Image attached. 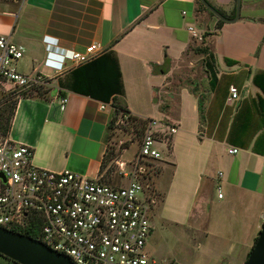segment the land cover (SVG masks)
Here are the masks:
<instances>
[{
  "label": "crops",
  "instance_id": "1",
  "mask_svg": "<svg viewBox=\"0 0 264 264\" xmlns=\"http://www.w3.org/2000/svg\"><path fill=\"white\" fill-rule=\"evenodd\" d=\"M208 1L233 19L236 0ZM217 25L199 0H0V36L26 51L19 72L49 73L46 37L79 53L99 45L119 62L130 114L177 126L155 179L164 201L153 212L150 254H164L155 240L157 215L185 237L180 247L193 244L206 254L201 264H245L264 227V94L254 84L264 72V0H243L239 22ZM203 28L214 32L211 44ZM205 48L217 64L211 73L202 55L208 81L197 92L196 80L188 84L196 65L191 55ZM72 72L50 81L49 100L19 101L10 137L34 149L40 168L95 179L114 109L83 94ZM232 86L239 101L231 99ZM233 147L238 155L229 154ZM162 260L188 264L175 256Z\"/></svg>",
  "mask_w": 264,
  "mask_h": 264
},
{
  "label": "built area",
  "instance_id": "2",
  "mask_svg": "<svg viewBox=\"0 0 264 264\" xmlns=\"http://www.w3.org/2000/svg\"><path fill=\"white\" fill-rule=\"evenodd\" d=\"M190 32L195 39H203L193 28ZM44 43V66L49 73L24 75L17 67L25 57L24 47L0 36V90L49 85L57 75L74 71L103 53L99 45L79 53L63 49L56 38L46 37ZM230 96L233 101L241 99L235 86L230 87ZM61 102L65 108L68 100ZM122 118L134 126L141 125L134 118L146 119L125 113ZM146 120L134 169L129 172L128 163L117 161L120 176L127 181L121 186L106 183L102 174L91 179L69 170L40 168L35 164L32 147L0 133V228L26 237L32 234L35 238L31 239L74 264H179L158 260L148 251L159 199L147 177L148 167L155 169L154 165L164 160L178 128ZM239 153L238 148L229 149L230 155ZM219 198H223L221 190Z\"/></svg>",
  "mask_w": 264,
  "mask_h": 264
},
{
  "label": "rangeland",
  "instance_id": "3",
  "mask_svg": "<svg viewBox=\"0 0 264 264\" xmlns=\"http://www.w3.org/2000/svg\"><path fill=\"white\" fill-rule=\"evenodd\" d=\"M6 3H12L16 0H1ZM20 1V0H19ZM203 10V9H202ZM204 32V38L206 40H209L208 42L211 44L212 35H214L213 31H210V29L203 28ZM206 42V41H205ZM204 46L200 45L198 48H203ZM201 50V49H198ZM192 59H195L196 65L191 70L192 72H189V82H194L196 80L197 85L195 88L197 89V92H201L204 90L206 83L208 81L207 75L208 72L205 70V67L203 65V56L202 51L201 52H194L191 55ZM10 88V87H8ZM27 90H36L34 91V95L39 97L41 100L46 101L50 99L49 92L51 90V87L49 85H38L33 86ZM38 90H42L41 92L46 93V95H42V93H39ZM14 92H17V90L11 89H5L2 88L0 90V107H5V105L8 107L12 105L16 97L12 95ZM156 100V99H153ZM152 100V101H153ZM7 103V104H6ZM151 105V104H150ZM122 118V112L118 116H114L112 120V126L108 133V149H107V155H106V172H109L108 175V183H114L116 186L126 185L125 178H122L120 176L121 168H119V165L117 164L118 160H121L125 163H128L127 170L130 172L132 171L133 165L135 163V155L139 151V148L141 146V142L143 139V129L146 127V125L141 124L140 126H134V124L128 123ZM143 120V119H141ZM146 122L147 120L144 119ZM163 124H165V121H161ZM162 143V142H161ZM166 155H168V152L165 151ZM155 169L150 165L148 167V171L150 173L147 175L148 179L150 178L148 184L151 185V191L154 193V196H157L159 199L160 207L163 202L164 194H161L159 191H157L155 182L157 180L156 177H158L162 171L163 162L156 163L154 165ZM126 170V166H125ZM159 209V208H158ZM154 227H155V240H157V244L159 243L161 246H165L164 248V254H159L156 256L158 260L162 259H170V257H180L187 260L188 264H193L195 261H198L199 264L203 263L205 258L207 256H204L206 254H198V248L196 249L194 245L188 246V248L180 247V245L177 243L179 238L180 240L184 239L185 237L182 235H177V229H174L175 227L163 223L160 218L156 215L155 221H154ZM185 244V243H184ZM182 245V244H181ZM203 256V257H202ZM0 264H12L11 262H7L4 259L0 258Z\"/></svg>",
  "mask_w": 264,
  "mask_h": 264
},
{
  "label": "trees",
  "instance_id": "4",
  "mask_svg": "<svg viewBox=\"0 0 264 264\" xmlns=\"http://www.w3.org/2000/svg\"><path fill=\"white\" fill-rule=\"evenodd\" d=\"M208 3H210V5H212L215 9H217L220 13H222L225 17H227V15L221 9H218L214 4H212L209 1ZM199 4L204 11L208 12L212 17L216 18L201 4L200 1ZM235 16H236V9L232 18H235ZM224 25H225L224 22L218 20L217 29L221 30ZM198 51L199 52L202 51V55L206 57L205 62H206V66L208 67V70L211 71V73L214 72L217 64L215 56L210 52L208 48ZM227 62L230 63L229 60H227ZM232 64L234 65L236 64V62L235 63L232 62ZM72 73L74 77H76L77 88L80 89L83 94L95 100L102 101L106 104H112V107L114 109V116H118L121 112L125 114H130V112L127 109L126 103L123 99L125 96V88H124L123 76L121 73L120 65L118 60H116L112 55L107 53L102 54L97 59L77 68ZM254 84L264 94V72L257 74L255 76ZM211 86L214 87V84L212 82H211ZM34 91L36 90H27V91L24 89L17 90V92H14L12 94L16 97L12 105L8 107L6 105L5 107H0V133L2 135L7 136L10 134L13 120L16 114L17 106L21 99H36V100L40 99L39 97L34 95L33 93ZM41 91L42 90H38V92L42 93V95H46V93H43ZM260 109H261L262 117L264 119V100L260 102ZM134 120L139 121L140 124L143 125L146 124L144 120L142 121L139 120L138 118H134ZM111 126H112V122L109 127V130ZM106 162L107 161L105 159L101 174L103 175V180L106 183H108L107 178L109 172H106ZM109 184L115 185L114 183H109ZM27 235L30 238H35V236H33L32 234H27ZM257 240L258 238L256 239L255 244ZM0 258L4 259L7 262H11L12 264H15L14 262L2 256H0Z\"/></svg>",
  "mask_w": 264,
  "mask_h": 264
},
{
  "label": "water",
  "instance_id": "5",
  "mask_svg": "<svg viewBox=\"0 0 264 264\" xmlns=\"http://www.w3.org/2000/svg\"><path fill=\"white\" fill-rule=\"evenodd\" d=\"M199 1L211 14L225 24H234L241 20L243 0H236L234 19L225 17L207 0ZM0 256L15 264H74L70 259L44 244L2 228H0ZM245 264H264V227Z\"/></svg>",
  "mask_w": 264,
  "mask_h": 264
},
{
  "label": "flooded vegetation",
  "instance_id": "6",
  "mask_svg": "<svg viewBox=\"0 0 264 264\" xmlns=\"http://www.w3.org/2000/svg\"><path fill=\"white\" fill-rule=\"evenodd\" d=\"M234 19V18H233Z\"/></svg>",
  "mask_w": 264,
  "mask_h": 264
}]
</instances>
